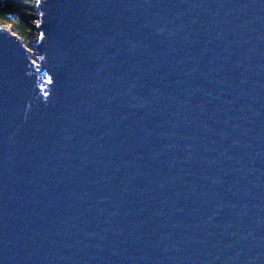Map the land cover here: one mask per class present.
<instances>
[{"label":"water","instance_id":"1","mask_svg":"<svg viewBox=\"0 0 264 264\" xmlns=\"http://www.w3.org/2000/svg\"><path fill=\"white\" fill-rule=\"evenodd\" d=\"M0 24V264H264V0H36Z\"/></svg>","mask_w":264,"mask_h":264},{"label":"trees","instance_id":"2","mask_svg":"<svg viewBox=\"0 0 264 264\" xmlns=\"http://www.w3.org/2000/svg\"><path fill=\"white\" fill-rule=\"evenodd\" d=\"M34 0H0V24L8 27L28 46L36 41L32 6Z\"/></svg>","mask_w":264,"mask_h":264},{"label":"rangeland","instance_id":"3","mask_svg":"<svg viewBox=\"0 0 264 264\" xmlns=\"http://www.w3.org/2000/svg\"><path fill=\"white\" fill-rule=\"evenodd\" d=\"M35 1V5H33L32 6V12L30 13L32 16H34V15H36L37 14V12L35 11V7H36V0H34ZM33 20V19H32ZM34 21V26L36 25V21L35 20H33ZM8 28V27H7ZM9 29V28H8ZM10 30V29H9ZM35 32H36V30H35ZM36 36H37V32H36ZM36 39H37V37H36ZM33 42H36V41H33Z\"/></svg>","mask_w":264,"mask_h":264},{"label":"bare ground","instance_id":"4","mask_svg":"<svg viewBox=\"0 0 264 264\" xmlns=\"http://www.w3.org/2000/svg\"><path fill=\"white\" fill-rule=\"evenodd\" d=\"M34 5H35V3H34ZM35 9V8H34ZM33 17V16H32ZM2 25V24H1ZM3 26V25H2ZM6 27V26H5ZM23 42V41H22ZM26 46V45H25ZM27 47V46H26Z\"/></svg>","mask_w":264,"mask_h":264}]
</instances>
